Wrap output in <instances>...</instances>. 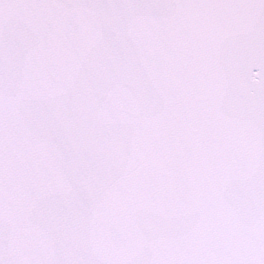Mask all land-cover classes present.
Here are the masks:
<instances>
[{
    "label": "snow or ice",
    "instance_id": "snow-or-ice-1",
    "mask_svg": "<svg viewBox=\"0 0 264 264\" xmlns=\"http://www.w3.org/2000/svg\"><path fill=\"white\" fill-rule=\"evenodd\" d=\"M0 264H264V0H0Z\"/></svg>",
    "mask_w": 264,
    "mask_h": 264
}]
</instances>
